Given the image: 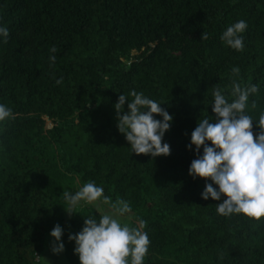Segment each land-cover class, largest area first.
<instances>
[{
    "label": "trees",
    "instance_id": "obj_1",
    "mask_svg": "<svg viewBox=\"0 0 264 264\" xmlns=\"http://www.w3.org/2000/svg\"><path fill=\"white\" fill-rule=\"evenodd\" d=\"M239 20L248 25L243 51L220 39ZM0 26L9 30L7 43L0 36V104L12 110L0 122V264H40L56 224L68 264H80L68 235L102 214L85 205L65 218L73 176L126 201L130 227L146 221L143 264H264V217L218 214L225 197H201L211 181L188 174L197 153L186 147L199 121L215 122L213 90L231 102L234 80L258 86L246 114L260 131L264 0H0ZM132 90L173 116L162 138L170 155L132 153L118 131L114 104Z\"/></svg>",
    "mask_w": 264,
    "mask_h": 264
},
{
    "label": "clouds",
    "instance_id": "obj_2",
    "mask_svg": "<svg viewBox=\"0 0 264 264\" xmlns=\"http://www.w3.org/2000/svg\"><path fill=\"white\" fill-rule=\"evenodd\" d=\"M247 22L239 20L223 31L221 41L236 51H243L244 38L241 35L247 29ZM0 36L7 43L9 30L0 26ZM208 34L202 32L200 40H207ZM53 55L49 56L50 64H54L58 51L55 45L49 49ZM232 73L239 75V67L234 66ZM63 78L55 82L61 84ZM259 88L256 84L241 86L233 81L229 95L234 99L229 102L224 91L217 87L212 95V112L215 122L205 118L197 123L191 132L190 144L186 147L197 153L188 168V174L195 179L204 178L211 183H205L201 197L207 200L211 197L220 201L216 211L224 217L234 214H243L249 218L260 220L264 217V112L260 113L259 120L255 121L260 131L254 135L253 118L246 114L248 101L251 95L257 94ZM133 98L129 101L126 95L120 94L116 103V127L122 133L132 149V153L144 154L151 157L168 156L171 149L162 138L170 129L173 116L161 107V103L138 93L130 91ZM127 101V110H124ZM253 100L251 108H256ZM154 114L162 119L154 118ZM12 117V110L0 104V122ZM207 142H211V146ZM203 148L202 154L200 149ZM216 185L217 187H213ZM63 197L68 207L65 211L71 216L73 209L85 201L92 204L103 199L114 212L120 216L130 210V205L120 199L115 202L104 196L102 187L95 182L85 183L79 190L64 191ZM146 221L140 220V227H130L121 224L113 215L105 214L99 220L92 216L85 217L83 227L78 233L69 234L68 240L74 241V254H78L80 264H143L147 255L150 240L143 232ZM63 229L56 224L50 231L53 241L50 250L54 254L64 251L61 241Z\"/></svg>",
    "mask_w": 264,
    "mask_h": 264
},
{
    "label": "rangeland",
    "instance_id": "obj_3",
    "mask_svg": "<svg viewBox=\"0 0 264 264\" xmlns=\"http://www.w3.org/2000/svg\"><path fill=\"white\" fill-rule=\"evenodd\" d=\"M82 187L81 183L79 182L77 176L70 177L64 185L65 191L74 192L79 190ZM91 206L97 211H99L102 215L110 214L113 215L116 219H118L121 224H130L131 221V214H124L122 216L116 214L114 210L107 204L103 203V201L98 200L96 202H93L92 204H88L85 201H80V203L73 209L76 210L82 206ZM68 205L66 206V208ZM69 217V214L65 211V218L67 219ZM54 238L50 236V233H48L45 237V243H44V249L40 256V264H68L64 253L60 254H54L50 250V244L53 241Z\"/></svg>",
    "mask_w": 264,
    "mask_h": 264
}]
</instances>
